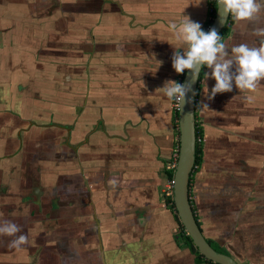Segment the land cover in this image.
Wrapping results in <instances>:
<instances>
[{
    "label": "crops",
    "instance_id": "1",
    "mask_svg": "<svg viewBox=\"0 0 264 264\" xmlns=\"http://www.w3.org/2000/svg\"><path fill=\"white\" fill-rule=\"evenodd\" d=\"M209 0H0V264H214L192 251L165 196L179 130L183 16L206 30ZM227 48L258 38L230 16ZM252 25H249L251 28ZM158 62H161L160 64ZM196 95L200 161L189 197L207 241L264 264V80ZM207 105V107H205Z\"/></svg>",
    "mask_w": 264,
    "mask_h": 264
},
{
    "label": "clouds",
    "instance_id": "2",
    "mask_svg": "<svg viewBox=\"0 0 264 264\" xmlns=\"http://www.w3.org/2000/svg\"><path fill=\"white\" fill-rule=\"evenodd\" d=\"M217 5L221 20L231 16L258 38V46L242 43L229 51L215 28L205 32L188 16H183L179 24L171 23L169 31L173 39L182 47L186 46L184 51L173 53L172 68L177 74L188 70L190 78L185 83L165 82L160 89L169 100L175 98L188 102L192 82L199 78L201 69L205 67L211 70L204 73L206 79L210 77L215 81L210 93L205 84L208 99L218 93L232 92L234 86L241 91L254 92L264 80V0H217ZM18 233H21L19 225L10 220H0V236L14 237L10 246L16 249L28 243L27 235Z\"/></svg>",
    "mask_w": 264,
    "mask_h": 264
},
{
    "label": "water",
    "instance_id": "3",
    "mask_svg": "<svg viewBox=\"0 0 264 264\" xmlns=\"http://www.w3.org/2000/svg\"><path fill=\"white\" fill-rule=\"evenodd\" d=\"M214 16L205 32L215 28L217 32L223 30L228 24L230 16L221 20L217 0ZM202 69L200 71V74ZM190 78V73L185 70L181 83ZM200 78V75H199ZM199 78L192 82V90L188 93V102L178 100V130L179 143L177 159L173 173V204L176 215L183 227V234L191 239L198 252L206 259L216 264H239L229 254L216 250L204 237L192 209L189 197L190 178L196 166L197 130H196V95Z\"/></svg>",
    "mask_w": 264,
    "mask_h": 264
},
{
    "label": "trees",
    "instance_id": "4",
    "mask_svg": "<svg viewBox=\"0 0 264 264\" xmlns=\"http://www.w3.org/2000/svg\"><path fill=\"white\" fill-rule=\"evenodd\" d=\"M213 7H214V12H215V8H216V3L214 2L213 3ZM214 12L213 13H211V19L209 20V24H210V22H211V20H212V18H213V16H214ZM206 28H207V25H206ZM228 31V25H226L224 28H223V30L220 32V36H222L223 34H225L226 32ZM202 73V72H201ZM200 76H201V74H200ZM197 130V129H196ZM197 137H199V135H198V133H197ZM199 154H200V146H199V144H197V148H196V165L199 163V161H200V156H199ZM195 169V168H194ZM174 205V204H173ZM175 209V208H174ZM177 216V215H176ZM185 237H186V240H187V242L189 243V246H190V248L192 249V251H194V252H196V254L197 255H199L200 257H203L199 252H198V250H197V248L193 245V243H192V241H191V239L189 238V236L188 235H186L185 234ZM209 261V260H208ZM209 262H211V261H209ZM211 263H213V262H211ZM214 264H216V263H214Z\"/></svg>",
    "mask_w": 264,
    "mask_h": 264
},
{
    "label": "built area",
    "instance_id": "5",
    "mask_svg": "<svg viewBox=\"0 0 264 264\" xmlns=\"http://www.w3.org/2000/svg\"><path fill=\"white\" fill-rule=\"evenodd\" d=\"M216 0H209L211 6H210V12L213 13L214 12V7H213V3L215 2ZM176 108H178V100L176 99ZM201 142V138L200 137H197V144H199ZM197 166H195L194 168H196ZM164 194L165 196L170 200L169 203L174 207L173 205V180L170 179L168 182H167V185H166V190L164 191Z\"/></svg>",
    "mask_w": 264,
    "mask_h": 264
}]
</instances>
